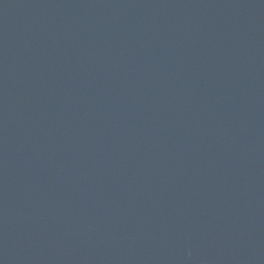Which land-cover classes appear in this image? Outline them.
Here are the masks:
<instances>
[{
  "label": "water",
  "instance_id": "1",
  "mask_svg": "<svg viewBox=\"0 0 264 264\" xmlns=\"http://www.w3.org/2000/svg\"><path fill=\"white\" fill-rule=\"evenodd\" d=\"M0 264H264V0H0Z\"/></svg>",
  "mask_w": 264,
  "mask_h": 264
}]
</instances>
